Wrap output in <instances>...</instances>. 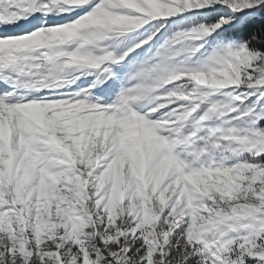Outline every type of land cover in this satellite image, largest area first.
<instances>
[{
  "label": "snow or ice",
  "instance_id": "obj_1",
  "mask_svg": "<svg viewBox=\"0 0 264 264\" xmlns=\"http://www.w3.org/2000/svg\"><path fill=\"white\" fill-rule=\"evenodd\" d=\"M0 264H264V0H0Z\"/></svg>",
  "mask_w": 264,
  "mask_h": 264
}]
</instances>
